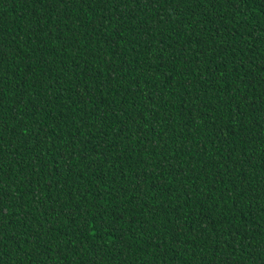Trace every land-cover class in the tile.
Wrapping results in <instances>:
<instances>
[{
	"label": "trees",
	"instance_id": "16d2710c",
	"mask_svg": "<svg viewBox=\"0 0 264 264\" xmlns=\"http://www.w3.org/2000/svg\"><path fill=\"white\" fill-rule=\"evenodd\" d=\"M0 264H264V0H0Z\"/></svg>",
	"mask_w": 264,
	"mask_h": 264
}]
</instances>
